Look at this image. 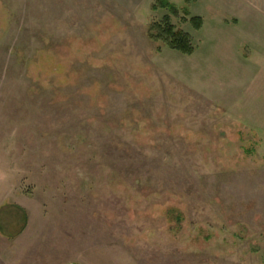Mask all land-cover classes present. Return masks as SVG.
<instances>
[{"label":"rangeland","instance_id":"obj_1","mask_svg":"<svg viewBox=\"0 0 264 264\" xmlns=\"http://www.w3.org/2000/svg\"><path fill=\"white\" fill-rule=\"evenodd\" d=\"M168 1L0 0L8 261L264 264V0Z\"/></svg>","mask_w":264,"mask_h":264},{"label":"trees","instance_id":"obj_2","mask_svg":"<svg viewBox=\"0 0 264 264\" xmlns=\"http://www.w3.org/2000/svg\"><path fill=\"white\" fill-rule=\"evenodd\" d=\"M193 1L195 0H185L187 4ZM153 9L155 11L163 9L169 13L161 21L151 25L150 30L155 32V35L152 34L151 37L154 40L163 41V43H165L171 50L188 55L193 54L195 46L191 35L182 29H177L172 22V16L178 17L180 10L168 0H157ZM182 13V20L184 23H189L196 30H200L202 28L203 19L201 17H191L187 9H183Z\"/></svg>","mask_w":264,"mask_h":264},{"label":"crops","instance_id":"obj_3","mask_svg":"<svg viewBox=\"0 0 264 264\" xmlns=\"http://www.w3.org/2000/svg\"><path fill=\"white\" fill-rule=\"evenodd\" d=\"M15 238V242H16ZM15 246L9 248L5 245V241H0V264H13L14 262H10L6 259L7 255L10 253H14ZM9 258V257H8Z\"/></svg>","mask_w":264,"mask_h":264}]
</instances>
